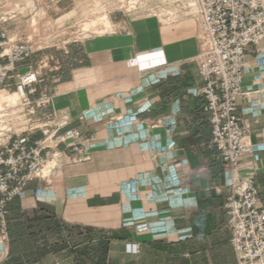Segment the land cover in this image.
Instances as JSON below:
<instances>
[{"label": "crops", "instance_id": "crops-1", "mask_svg": "<svg viewBox=\"0 0 264 264\" xmlns=\"http://www.w3.org/2000/svg\"><path fill=\"white\" fill-rule=\"evenodd\" d=\"M170 12L70 46L50 75L46 128L31 140L78 128L82 147L54 150L45 175L8 202L0 264H238L222 207L228 173L198 94L199 13ZM7 14L0 4L12 36ZM246 62L237 114L252 152L235 173L254 178L264 208V39Z\"/></svg>", "mask_w": 264, "mask_h": 264}, {"label": "built area", "instance_id": "built-area-1", "mask_svg": "<svg viewBox=\"0 0 264 264\" xmlns=\"http://www.w3.org/2000/svg\"><path fill=\"white\" fill-rule=\"evenodd\" d=\"M192 12L191 0H171ZM201 43L197 70L202 79L198 94L212 130L216 158L228 173V192L223 203L230 231V243L238 264H264V208L260 205L253 177L239 179L235 168L240 159L252 152L248 125L237 114L246 68L247 48L264 39V4L262 0H196ZM35 44L9 35L0 21V88L18 77L16 91L22 100L36 91L35 72L20 76L18 64L34 52ZM30 75V76H29ZM29 76L26 80L24 77ZM49 103L50 97L46 98ZM166 124L171 120L166 119ZM156 124H153L155 126ZM30 132L8 137L0 143V244L7 240V204L23 194L27 183L45 175L50 156L59 155V147L78 153L82 133L78 128L52 129L47 136L31 140ZM53 142V144H49Z\"/></svg>", "mask_w": 264, "mask_h": 264}, {"label": "rangeland", "instance_id": "rangeland-1", "mask_svg": "<svg viewBox=\"0 0 264 264\" xmlns=\"http://www.w3.org/2000/svg\"><path fill=\"white\" fill-rule=\"evenodd\" d=\"M190 2L191 11H198L196 0ZM0 4L6 5L5 18L18 27L12 37L35 44L36 51L23 64L28 65V60L36 64L33 70L21 72L20 76L35 72L38 80L34 85L36 91L27 95L26 103L22 97L14 105L0 103V143L16 134L46 128L44 110L50 75L59 71L70 46L78 47L93 37L118 32L122 20L147 14L170 15L176 6L185 9L171 0H0ZM18 80V77L11 79L9 87L0 88V94L15 92Z\"/></svg>", "mask_w": 264, "mask_h": 264}, {"label": "bare ground", "instance_id": "bare-ground-1", "mask_svg": "<svg viewBox=\"0 0 264 264\" xmlns=\"http://www.w3.org/2000/svg\"><path fill=\"white\" fill-rule=\"evenodd\" d=\"M29 76L24 77V80H26ZM22 93H23V89L19 90V91H15V92L11 93L10 95H2V94H0V103L5 101L7 104L10 103L11 105H14L13 103H15L16 100H18L21 97ZM2 105H4V104H2Z\"/></svg>", "mask_w": 264, "mask_h": 264}]
</instances>
